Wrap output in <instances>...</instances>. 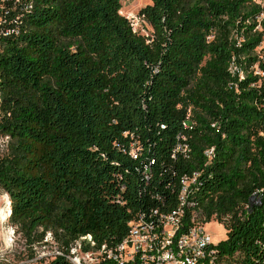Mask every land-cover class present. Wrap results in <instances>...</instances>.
<instances>
[{
	"label": "trees",
	"instance_id": "16d2710c",
	"mask_svg": "<svg viewBox=\"0 0 264 264\" xmlns=\"http://www.w3.org/2000/svg\"><path fill=\"white\" fill-rule=\"evenodd\" d=\"M122 1L0 0L10 222L58 251L86 235L113 246L196 175L188 201L223 224L220 253L264 264V6L151 0L144 36Z\"/></svg>",
	"mask_w": 264,
	"mask_h": 264
},
{
	"label": "built area",
	"instance_id": "2783aa9c",
	"mask_svg": "<svg viewBox=\"0 0 264 264\" xmlns=\"http://www.w3.org/2000/svg\"><path fill=\"white\" fill-rule=\"evenodd\" d=\"M9 141V136L0 135V153L6 151ZM212 152L210 149L207 154ZM195 180L196 175L182 181L173 209H151L131 220L127 234L116 245L98 246L91 235H86L54 255L64 256L73 264H238L220 253L205 229L208 221L194 211V202L188 201L189 185ZM4 196L11 213L9 196L5 192Z\"/></svg>",
	"mask_w": 264,
	"mask_h": 264
},
{
	"label": "rangeland",
	"instance_id": "374dc122",
	"mask_svg": "<svg viewBox=\"0 0 264 264\" xmlns=\"http://www.w3.org/2000/svg\"><path fill=\"white\" fill-rule=\"evenodd\" d=\"M151 0H123L121 14L132 22L134 31L144 36L152 33L148 23L139 16V11ZM264 6V1H262ZM6 197L0 189V210L7 211ZM215 244H219L227 237L223 224L215 220L209 221L205 226ZM43 242L48 244H29L16 232L10 218L0 221V264H45L52 259L57 251L56 243L46 233Z\"/></svg>",
	"mask_w": 264,
	"mask_h": 264
},
{
	"label": "bare ground",
	"instance_id": "6f19581e",
	"mask_svg": "<svg viewBox=\"0 0 264 264\" xmlns=\"http://www.w3.org/2000/svg\"><path fill=\"white\" fill-rule=\"evenodd\" d=\"M5 208H7V211H5L6 212L5 214H4V210H0V221H4V220L8 219V216L10 215L7 203H6V207Z\"/></svg>",
	"mask_w": 264,
	"mask_h": 264
}]
</instances>
